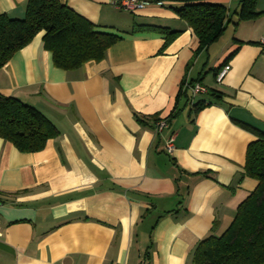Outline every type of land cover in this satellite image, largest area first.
Listing matches in <instances>:
<instances>
[{"label":"crops","instance_id":"obj_1","mask_svg":"<svg viewBox=\"0 0 264 264\" xmlns=\"http://www.w3.org/2000/svg\"><path fill=\"white\" fill-rule=\"evenodd\" d=\"M59 1L121 39L102 61L63 71L39 33L0 70V95L58 131L37 153L0 139V264H194L200 241L220 237L256 187L243 174L254 137L233 120L264 132V0L205 48L175 1L134 12ZM26 2L0 0V15L23 19ZM240 3L224 2L232 22ZM137 25L178 34L163 49L162 35ZM198 102L210 105L195 113ZM159 118L168 127L156 135Z\"/></svg>","mask_w":264,"mask_h":264},{"label":"trees","instance_id":"obj_2","mask_svg":"<svg viewBox=\"0 0 264 264\" xmlns=\"http://www.w3.org/2000/svg\"><path fill=\"white\" fill-rule=\"evenodd\" d=\"M149 1L180 3L181 7L174 11L192 30L200 48L216 42L228 24L237 26L238 22L258 15L257 0H241L235 22L224 6L226 0ZM146 30L164 37L163 49L178 34L166 28L138 25L131 32ZM39 33H43V47L51 54L53 66L63 71L77 70L90 61H102L108 49L121 39L102 31L59 0H27L23 19L0 15V70ZM225 65L215 71V77ZM212 93L217 96V92ZM209 105L198 102L193 110L197 113ZM233 122L254 137L246 147L243 174L255 180L256 187L240 204L220 237L208 236L200 241L192 254L194 264H264V132ZM57 136L56 127L37 109L17 98L0 95V139L22 153H37Z\"/></svg>","mask_w":264,"mask_h":264},{"label":"built area","instance_id":"obj_3","mask_svg":"<svg viewBox=\"0 0 264 264\" xmlns=\"http://www.w3.org/2000/svg\"><path fill=\"white\" fill-rule=\"evenodd\" d=\"M145 5H146V1L144 0H117L115 3V6L118 9L125 10V11H131V12H134V11H137L143 8ZM229 69H230L229 66L225 65L218 71L215 77V82L217 84H221L223 82V80L225 79V77L227 76L229 72ZM191 90H192L193 95L206 92L205 88L202 87L201 85H194ZM167 127H168V120L166 118H159L158 121L155 123L154 132L157 135L161 133L162 130H164ZM172 142H173V139L168 140L166 144L167 152L172 151L173 149ZM1 235L2 234L0 232V237ZM139 264H146V259L142 257Z\"/></svg>","mask_w":264,"mask_h":264}]
</instances>
